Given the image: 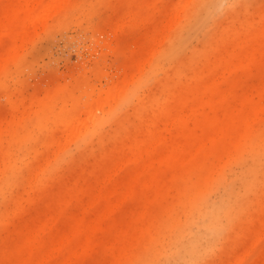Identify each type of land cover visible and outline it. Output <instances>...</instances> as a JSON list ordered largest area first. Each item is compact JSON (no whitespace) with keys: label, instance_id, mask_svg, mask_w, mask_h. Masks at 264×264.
<instances>
[{"label":"rangeland","instance_id":"374dc122","mask_svg":"<svg viewBox=\"0 0 264 264\" xmlns=\"http://www.w3.org/2000/svg\"><path fill=\"white\" fill-rule=\"evenodd\" d=\"M49 1L0 0V264H264V0H66L26 36Z\"/></svg>","mask_w":264,"mask_h":264},{"label":"bare ground","instance_id":"6f19581e","mask_svg":"<svg viewBox=\"0 0 264 264\" xmlns=\"http://www.w3.org/2000/svg\"><path fill=\"white\" fill-rule=\"evenodd\" d=\"M66 0H51L45 3L43 6L38 7L37 10L31 8L28 14L21 21V30L25 32V35L28 36L30 33V28L34 27V25H39L40 23H45V18L48 17L49 13L52 10H56L62 3H65ZM51 10V11H50ZM45 21V22H44ZM27 23V24H26ZM29 37V36H28ZM71 99V98H70ZM65 100V99H64ZM72 101V100H71ZM67 108V107H65ZM82 119L80 116L71 115L68 118L67 129L72 133L82 124Z\"/></svg>","mask_w":264,"mask_h":264}]
</instances>
